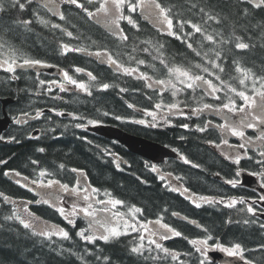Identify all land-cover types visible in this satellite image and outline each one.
Segmentation results:
<instances>
[{
	"label": "trees",
	"instance_id": "trees-1",
	"mask_svg": "<svg viewBox=\"0 0 264 264\" xmlns=\"http://www.w3.org/2000/svg\"><path fill=\"white\" fill-rule=\"evenodd\" d=\"M81 2L85 3L83 0ZM161 3L167 7H171L173 13H179V16L176 18L192 20L193 22H202V14L198 8L203 7L206 12L221 17V24L209 23L217 30L223 29L226 36L235 29L236 35L245 36V42H249L247 35L253 37L251 43L255 44L254 47L243 51L232 48L228 52V58L225 61V73L222 74V79L229 81L235 87H240L238 80H230V77L237 76L231 63L234 59L239 60L242 66L251 68L257 75H264V40L256 39L260 35L261 30L259 28L253 29L252 27L264 21V11L256 10L249 17H243L238 13L236 0H161ZM193 4L198 5V8L190 9V6ZM86 6L88 5L86 4ZM239 7H247V5H239ZM30 9L31 6L24 13H29ZM63 9H65L66 22H59V24L72 31L77 41L93 44L97 40L104 41L108 39L106 30L94 21L88 20L85 14L74 5L64 4ZM8 15L11 18H21L22 13L19 10H13ZM223 17H227V19L225 20ZM12 21L14 20L6 22V24L10 26ZM135 22L139 26V31L131 32L130 39L127 41L130 44L121 43L118 40L111 41V44L121 53L131 52L133 46L144 47L145 45L140 44L141 41L150 40L153 44H158L149 35L151 29L146 21L136 19ZM4 24V22L1 23V31ZM241 26L248 29L247 34L241 31ZM184 31H190V28L186 27ZM17 34H19V39L15 38ZM21 37L24 41L36 40L39 42V44H33V47L38 48L40 52L47 55L56 51V48L60 46V42L64 38L63 33L58 30L54 38V41H57V45L54 44L53 46L50 43V41H53L50 35H41L39 33L33 38L32 34L28 32L14 31L10 40L20 41ZM165 39L167 46L164 49L167 52L169 61L177 60L176 64H182L186 61L193 63L200 62L181 40L175 37H166ZM196 39L199 40L200 37L197 36ZM134 42L137 45H133ZM57 54L58 61L62 64H67L68 62L75 63L73 65L82 64L80 61H75L77 56L75 58L69 57V61L68 57L63 58L58 52ZM156 54L153 50V55ZM124 57L127 58L126 56ZM138 59L143 58L139 55ZM144 59L152 62L149 54L144 56ZM153 63L159 65L158 61ZM109 73H112L110 68H106L105 71L101 70L100 74L104 79H99V82L110 83L112 87L107 90H100L99 88L92 90L90 99L83 100L84 102L80 101L83 105L86 102L88 103L86 109L80 113L88 118L120 125L129 132L150 137V132L146 126L138 127L132 122L123 124L121 122L125 119L131 120L134 118L151 121L152 117L139 111H133L126 105L137 104L140 108L149 109L158 102V97L154 92L145 88L144 81L142 80L129 76L126 79L122 77V80L117 78L116 81L114 77L109 76ZM14 86L10 90V88L0 85L1 93L6 90L9 92L7 94H10V91L16 92L19 85L16 84L17 88H14ZM120 88H125L127 91L121 93ZM133 90H138L140 93L133 95ZM146 96H152V101H149ZM176 100L183 101V98H177ZM182 106L184 105L182 104ZM105 112L109 114L104 115ZM157 114V120H165L161 118L164 117L161 111H158ZM115 116H121L124 119L117 120ZM163 130L156 131L153 137L164 142L167 134ZM88 135L91 140L87 143L68 136L55 139L51 141L52 144L42 145L40 148H43L45 151L41 152V157H36L35 160H41L44 165L43 167H48L51 171L57 173L58 176L56 178L65 182L69 181L70 176L75 177L76 174L72 169L82 170L84 173H87L91 183L101 190L98 198L100 196V199H108L109 197L104 195L105 190H107L113 197L115 196L125 201V205L118 207V210L126 215L129 214V208L132 205H136L143 209V214H138L141 221L156 218L157 216L160 217L162 214L166 218H173L172 213L176 212L186 215L189 217L191 223L195 221L202 227L198 228L196 223L191 225L180 221L178 218L172 222L182 235L166 240L161 244L169 250L179 253V260L176 261L172 260L170 256L159 260L147 258L148 256L154 257L157 255L165 257V254L158 250L151 253L145 252L144 256L131 252V248L139 243V233L135 232L121 235L118 238L109 240L107 243L97 240L95 244H88L76 235L78 231L86 229L88 225V221L82 215L75 217L74 225L69 224L57 210L59 207L42 202L37 203L38 200L34 194L14 184L4 175L6 169L22 168L30 162V159L31 161L33 160V157H29L28 153L30 150L34 151V144L26 143L18 147L15 144H0V161H6L4 166L0 168V193L3 194L0 195V264H108L103 259L105 256L110 258V264H180L181 261H183V264H200L201 259L205 261V264H218L195 252V246L189 243L192 239L205 238L204 229H207L206 233H210L213 237V239L209 240L212 245L231 246L232 244L239 243L247 251L250 260L256 264H264V249L260 247V245H264V228L257 223L250 222V220L245 224V220L241 219L242 216L239 213L242 207H196L188 198L172 194L169 192V189L164 188L156 176L154 177L153 174L149 173L148 169L150 167L147 166L144 159L104 137L91 133ZM170 138H174L173 131L170 134ZM180 141L181 152L187 155L190 161H194L196 165H199V169L208 174L216 172V167H214L210 157L207 155L201 138L188 133ZM108 151H115L125 157L130 162V166L124 170L117 169L112 158L107 156ZM14 153L17 154L13 156ZM19 162L20 164H18ZM61 164L64 165L63 168L59 167ZM181 166L189 169L188 181L190 184L201 181L204 184L201 188L203 190L206 189L208 193H213V190L221 191L223 195L227 193L226 188L217 187L215 183L206 179L207 176H203L201 172V174L193 172L188 165L183 163L179 165V167ZM191 166L193 167V165ZM23 172L28 176L35 177L34 174L31 175L28 172ZM62 175H67V177ZM5 196L29 200L30 203L26 209L30 214L36 216L38 220L32 221L25 218L14 207L13 203L4 200ZM71 207L72 205L64 207L66 214L71 211ZM97 207L100 208L102 205H97ZM14 212L21 215V218L26 221L33 223L37 228H43L46 224L64 229L68 231L70 239L65 240L53 236L51 240H48L38 235H33L32 229H25L15 219H7ZM70 218L72 219V217ZM144 243L147 245V240ZM152 247L154 248V245ZM97 257L100 259H97Z\"/></svg>",
	"mask_w": 264,
	"mask_h": 264
},
{
	"label": "snow or ice",
	"instance_id": "snow-or-ice-1",
	"mask_svg": "<svg viewBox=\"0 0 264 264\" xmlns=\"http://www.w3.org/2000/svg\"><path fill=\"white\" fill-rule=\"evenodd\" d=\"M37 3V0H0V14L19 10L20 13H24L29 10V6ZM238 6V13L243 17H249L256 10L264 11V0H236ZM61 4L74 5L77 9L81 10L88 20L94 21L98 25H102L107 32L113 37L117 38L121 43L128 41L129 37L125 34L124 29L121 27L122 21H127L128 24L133 25L138 29V25L133 20L131 15H125V12L133 13L139 11L140 15L149 18L154 23V26H158L161 32H166L167 35L175 37L186 44V48L196 57L200 62L193 63L191 61H186L182 64H175L170 62L164 54L163 44H153L152 41H141L140 44L145 45L142 48L139 46H133L131 52L118 53L109 50L107 47H98L94 52H87V49L82 47H73L69 43L60 42V48L63 54L69 52H86L88 55H94L100 61V63H105L118 75L130 76L137 80L144 81V86L146 89L151 90L158 97V102L153 105L154 110L144 109V114L152 117V122L146 121L144 119L136 120L135 123L139 124H149L151 127H156L157 125V111H166L169 114L179 113L180 115H187L181 104L184 107H188V103H197L198 106L191 108L190 111L193 115H198L205 110L214 111L217 115L223 117V123L216 125L217 128L221 130L222 136L231 135L234 137L241 138L244 143H240L238 146H233L229 144L227 138H222L220 144H215V141H209V143L215 144L217 148L221 145L227 146L229 149L238 147L245 150V156H247L246 145L252 144L253 138L246 137V132L244 129H259V135L254 139L259 141L258 147L260 151L258 156L260 159L255 160V163L264 167V75H257L252 71L251 68H247L241 65L239 60H232L231 63L234 66V71L237 76L230 77V80H238V85L235 87L229 81L222 79V74L225 73V61L228 58V52L232 48L235 50H248L255 46L251 43L253 37L247 35L249 42H245V36L236 35V30L229 35H225L223 29L217 30L212 27V22L216 25L221 24V17L218 15H213L205 11L203 7L198 5H191L190 9L198 8L199 12L202 14V22H193L192 20H185L183 18H176L179 13H173L171 7H167L161 3V0H85L82 3L81 0H39V7L46 9L48 12H52L57 15L59 20L65 21L66 16L63 11L60 10ZM86 4L88 6H86ZM239 5H247V7H239ZM251 10V11H250ZM175 18V23H174ZM227 19V17H223ZM38 23L44 26H50L53 30H59L64 35L70 38H75L73 32L68 30V28L63 27L59 23H51L49 20L41 16L38 10H32V18L29 19H15L11 22L10 26L4 28L0 31V53L7 51L9 58L0 59V68H4L8 73H15L18 67L24 66H34L40 65L43 62L36 59L23 58V54L19 48H17L13 43H11L9 37L12 36L13 32L20 30L22 32H30L33 23ZM190 28V31H184L185 28ZM253 29L259 28L260 35L256 37L257 40H264V21L253 25ZM211 29V30H209ZM241 31L247 34L248 29L241 26ZM199 36L200 39L197 40L196 37ZM19 39V34L15 37ZM95 43V42H93ZM142 51L148 53L151 57L152 62H159L161 70L164 73L163 78L158 76L155 72L150 74L148 71H141L140 66L144 65L147 68L155 69V64L145 59H137L134 53L137 51ZM153 50L157 53L153 55ZM122 56L127 57V63L121 58ZM22 62H19V60ZM135 66H132V65ZM86 70L83 68H75V72L81 73ZM89 78V84L84 81H78L69 75L67 71H63V81H47L40 80L39 83L44 85L48 84L47 91H52V86H58L61 92L67 91L65 87V82L70 85H74L77 89L91 95L90 84L91 82L97 81V77L93 75L92 72L86 73ZM112 85L109 83L99 84L100 90H107ZM127 89L120 88V92H126ZM198 92L202 95L198 96ZM165 93H170L171 98L175 102L165 103L163 97ZM191 95L185 101L175 100L176 97L183 94L188 96ZM251 93V94H249ZM210 97L217 104L211 103H201L203 97ZM149 101H152V96H146ZM240 100L241 103H237ZM129 108H134L135 105L128 104ZM52 111H56L52 109ZM42 114L41 110H37L34 118H39ZM109 113L105 112L104 115ZM22 116L27 117L28 113H21ZM57 115H64L63 112H58ZM73 116V119H82V117H77L75 114L69 113ZM165 119L166 123H171V121L166 120V117H161ZM115 119H124L121 116H115ZM17 124L26 123L27 121L17 119L15 121ZM88 124H97L99 121L88 120ZM211 125V122H207L204 127L197 126L198 131L204 132ZM76 127H86L84 124H77ZM181 127L187 129L188 124H183ZM2 139V137H0ZM14 139V138H13ZM39 152H44L43 148L37 149ZM225 159H231L234 163L239 164L241 161L240 155L230 156L227 152L221 153ZM248 159H253L251 156H247ZM180 159L186 164H192L186 156L180 154ZM0 163H6L5 161H0ZM33 165H39V161H31ZM63 168L64 165H60ZM119 168V164H117ZM193 167H199V165H193ZM73 172H78L80 175H84L82 170L72 169ZM152 171L156 172L155 166H152ZM9 171L4 173L5 176L10 175ZM240 171L236 172V177L240 176ZM16 177L20 179L16 180L17 184L28 188L30 191L33 190L29 184L22 183V181H27L29 178L27 176H21L20 172H14ZM36 178L31 179L30 184L40 187L41 189H53L54 187L58 191H48L46 195L48 199H43L37 201V203H45L55 206V201H63L65 197L61 193L67 194L68 197L73 199L71 211L67 212L64 207H59L57 210L64 216L69 224L75 223L74 219L70 217H76L82 215L84 219L88 221L86 229H81L76 233L82 240L88 244H95L97 240H102L107 243L109 240L118 238L121 235H128L130 232L139 233V243L131 248V252L144 256L145 252L151 253L153 251L163 252L165 257L148 256V259L159 260L164 259L168 256L172 260H179V253L169 250L164 247L163 244L158 243L156 239L151 237L158 236L160 240L166 241L171 237H180L182 233L176 228L172 227L168 223H164L163 216L158 217L156 220H149L143 222L139 219V215L143 214V209L132 205L129 208V213H131V220L126 218V214L118 210V206L123 207L125 201L115 198L110 192L105 190L104 195L109 197L108 199H99L98 194L100 189L91 186L86 181L82 184L81 180L78 178L75 184L62 183L59 179H49L52 174L46 168H39L36 171ZM251 175L261 176L264 179V171L253 172ZM164 179V177H160ZM177 180L181 179L176 177ZM227 184L232 187H236L240 183L238 179H229L226 181ZM264 187V183L261 184ZM172 191L181 192L180 188H172ZM188 192L187 188H184L181 194ZM0 195H3L0 193ZM191 196L187 198L192 201L196 207H200L201 203H197L195 199ZM4 200L9 203H14L8 197H4ZM199 200L204 204H223L225 207L234 208L238 203L246 204V211L255 215L256 209L252 204L248 203L243 197H229L225 199L224 197H199ZM259 200L264 201V195L259 197ZM95 205H102L99 209ZM98 213H103L104 215H98ZM139 214V215H137ZM173 216H178V213H172ZM7 219H15L25 229H32L33 235H38L40 237L51 240L53 236L60 237L62 239H70L68 231L60 229L57 226H51L49 229L48 225H44L43 228H37L33 223L26 221L21 218V215L13 213L12 216L7 217ZM187 219V217H184ZM115 221V223H114ZM192 223H196L192 221ZM231 223V221H229ZM245 224L248 223L247 220L244 221ZM152 226L151 228L149 226ZM198 227H202L197 225ZM264 228V224L261 225ZM207 232V229H204ZM171 233V236H169ZM145 234H148L147 236ZM147 239V245L144 243ZM212 237L209 235L203 239H192L189 243L195 246V252L199 253L201 256L206 257L207 250L209 247V240ZM154 245V248L152 247ZM221 251L226 252L229 256L240 257L244 260V264H253L251 260H247L244 257L245 249L239 243L232 244L230 247H225L221 244L215 245ZM264 249V245H260ZM97 259H100L97 257ZM105 261L110 264V258L103 257ZM183 264V261L180 262ZM200 264H205L203 259L200 260Z\"/></svg>",
	"mask_w": 264,
	"mask_h": 264
},
{
	"label": "flooded vegetation",
	"instance_id": "flooded-vegetation-1",
	"mask_svg": "<svg viewBox=\"0 0 264 264\" xmlns=\"http://www.w3.org/2000/svg\"><path fill=\"white\" fill-rule=\"evenodd\" d=\"M38 1V0H37ZM48 12V11H46ZM22 16V15H21ZM45 19L49 20L51 23H58V16L54 15L52 12H48L47 15L45 14L43 16ZM3 15H0V22L3 20ZM18 19V18H17ZM23 19V17L19 18ZM38 24V23H37ZM36 24V25H37ZM9 25H6L8 27ZM44 26V25H43ZM5 27V28H6ZM33 30L38 31L41 30V28L35 29L34 26H31ZM34 27V28H33ZM46 28H51L50 26H44ZM52 29V28H51ZM17 32H21L20 30H16ZM34 32L32 37H36L38 32ZM10 38V37H9ZM105 41V40H104ZM13 43L17 48H19L23 54V58H29V59H36L40 60L43 63L40 65H34V66H24V67H18L15 71V73H8L6 70L4 71L3 77L7 79H19V82L17 83L19 85V88L16 92L10 91V95L15 94L14 96H17L18 98L15 99L13 104H10L8 108V113L13 119L12 123V129L10 131H5L3 134L6 135V138H8L10 141L14 138L15 141H22V145L29 143L37 145L39 143V139L41 136V133L43 130L47 128L48 125H57L58 121H60V115H57L59 112V105L64 103V101L61 103V100L57 98V96H45L40 90H36L37 82L42 80L43 78H47L50 76H56L55 74H50L47 72H44L42 70L35 69L38 66H44V65H59L61 64L60 61H58L56 58L58 55L56 54V51L58 52V48H56V51H53V53L47 55L38 50V48H34L33 44H39L36 40L24 41L21 37L20 41H14ZM51 44H55L54 41H50ZM80 43L73 44V47H80ZM75 53L72 55V57H75L76 54H80L84 56L87 54L86 52H70ZM69 53V54H70ZM8 55V53H6ZM68 54V55H69ZM9 58V56L7 57ZM19 60V58H18ZM19 62H22V60H19ZM57 63V64H55ZM9 88L14 86V83H9ZM14 88H17L14 86ZM9 93V92H8ZM3 97V96H2ZM46 101V103H44ZM52 109H55L56 111H52ZM41 110L42 114L39 118H34L36 111ZM2 111V103L0 100V112ZM214 116L212 119L208 120H197L192 121L191 123H187L186 121H171V123H167L165 125L164 131L167 135L165 136L166 139H164V142L167 144L174 146L178 151L181 152V139L187 136L188 133H191L193 135L198 136L201 138L200 135L205 136L206 140H208V143H203V147L207 151V155L210 157V160L214 167H216V170H219L217 173H205L198 167H192L191 164H188V167H190L193 172H196L198 174H203V176H207L206 179H208L210 182L215 183L217 187L220 188H226L227 193L222 194L221 191L213 190L215 194L206 195L208 197H224L225 199L229 197H243L248 203L252 204V206L256 209L255 215L252 213H248L246 211V206L244 210H240L239 213H243L246 217H249L250 219L253 218L257 221H264V218L262 217V214H264V201L259 200V197L264 195V190L262 192L256 191L241 185V183L237 184L236 187H232L231 185L227 184L226 181L229 179H238L240 182L242 180V177L245 173H253V172H262L264 171V167H261L260 165L255 163V160L260 159L258 156V152L260 151V148L258 147L259 141H255V137L259 135V129H244L246 132V137H252L253 143L246 145L248 151L247 156L253 157V159H248L247 156H245V150L240 149L238 147H234L232 149H229L225 145H221L220 148H217L215 144H220V141L222 138H227L229 140V144L233 146H238L240 143H244L245 141L241 138L234 137L231 135L222 136L221 130L216 127L218 124L223 123V117L221 115H217L214 111ZM21 113H28L27 117L22 116ZM62 117V116H61ZM17 119H20L22 121L26 120V123H20L17 124L15 121ZM62 122V121H61ZM207 122H211V125L206 129L208 132L204 135V132H200L197 129V126L204 127ZM183 124H188L189 127L187 129L181 127ZM75 129V128H73ZM173 131L174 138H170V134ZM6 133V134H5ZM216 134L217 136L215 137ZM218 140V143L214 139ZM209 141H215V144L209 143ZM18 143V142H17ZM227 152L230 156L240 155L241 161L239 164L234 163L233 160L228 159L226 160L222 154H220V151ZM183 160H169V162H174L176 164L182 163ZM188 171L189 169L183 168L181 166V174L177 181L179 184V187L181 188L183 184H190L188 181ZM240 171V176L236 177V172ZM201 172V173H200ZM254 176V175H253ZM259 184L264 183V179H262L261 176H254ZM204 185L203 182L198 181L195 182V184L191 185V188L194 190H203L201 186ZM203 191H206L203 190ZM207 192V191H206ZM254 193L255 198L250 199L251 196H249V193ZM191 193V192H189ZM192 195V194H191ZM195 197V196H193ZM192 197V198H193ZM204 204V203H203ZM211 205H221L223 204H211ZM225 207V206H224Z\"/></svg>",
	"mask_w": 264,
	"mask_h": 264
},
{
	"label": "bare ground",
	"instance_id": "bare-ground-1",
	"mask_svg": "<svg viewBox=\"0 0 264 264\" xmlns=\"http://www.w3.org/2000/svg\"><path fill=\"white\" fill-rule=\"evenodd\" d=\"M83 2H85V0H83ZM31 6V9L29 11V13H22V16L23 19H29V18H32V10H38L41 14V16H44L45 14L47 15L48 12H46L47 10L43 9V8H40L39 7V2L37 3H34ZM11 11L9 12H6V13H3V20L0 22V27H1V23L4 22V26H3V29L6 27V22H10L11 20H15L17 19L18 17H13L11 18L8 14L10 13ZM65 12V11H64ZM1 15V14H0ZM59 22H66V21H61L59 20ZM37 23H33L32 26L35 27V29L37 30L38 28H41V30H38V31H35L32 29L31 27V31L28 32L30 34H34L33 31L35 32H38L40 33L41 35L42 34H45L47 36H51V38H53V41H54V38H55V33L58 32V30H53L51 28H46L44 27L43 25H40V24H37ZM102 26V25H101ZM33 27V28H34ZM103 27V26H102ZM1 31V29H0ZM26 33V32H25ZM129 39H130V35L128 36ZM10 39V38H9ZM11 41V40H10ZM16 41V40H15ZM18 41V40H17ZM14 42V41H12ZM55 44L57 45V41H54ZM127 44H130L129 42H126ZM132 49V48H131ZM57 54V52H56ZM58 55V54H57ZM134 55L136 56V58L138 59V56L140 55L143 59H144V56L148 55V53H144L142 51H137L136 53H134ZM58 60V57L56 58ZM123 60L126 62L127 58H125L123 56ZM127 63V62H126ZM153 63V62H152ZM155 64V68L158 67L159 69L155 70V69H150V68H147L146 66L142 65L140 66L141 70H144V71H148L150 74H152V72H155L157 75L161 76L163 71L161 70V66H159L158 64L154 63ZM132 66H135L134 64ZM147 68V69H144V68ZM9 82L8 81H1L0 82V85L2 86H5L6 88H9ZM7 90L3 93H1V90H0V94L1 96H3V98L5 99H11V102L13 103L15 101L16 98H18L17 96H14V95H10V94H7ZM66 95V93H64V96ZM85 99H82V98H79L77 100H72V101H67L65 103H62L59 105V112H63V111H66V112H63L64 115H60V122L58 121L57 125H48L47 128L45 130L42 131L41 133V136H40V139H39V143L37 145H34V151L30 150V152L28 153L29 157H33V160H35L36 157H41V152H38L37 149H39L42 145H45V144H52L51 141H54L55 139H60V138H65V137H68V136H71L73 137L74 139L76 140H82L84 142L87 143V141H90L91 138L89 137L88 134L82 132V131H79V130H75L73 129L71 126L67 125V124H64L65 122H67L69 119H70V115L69 113H72V114H75V116H79L80 112L85 110L86 107L88 106V103H84V105L80 102V101H83ZM76 102H80V103H76ZM84 102V101H83ZM3 107V106H2ZM63 110V111H62ZM62 121V122H61ZM74 121H77L75 119H73L72 122ZM69 122V121H68ZM18 142V143H17ZM16 142V146H22V141H17ZM17 153H14L13 156H15ZM181 154H183L184 156L187 157V155H185L184 153L181 152ZM188 158V157H187ZM189 159V158H188ZM32 160V161H33ZM35 161H38V160H35ZM183 164L185 165H188L186 163H184V161H182ZM20 164V162L18 163ZM43 162L41 160H39V165H33L31 163V159H30V162L23 166L22 168H19V172L21 174H24V175H27L25 174L23 171L25 172H28L29 174L31 175H35L36 174V171L39 170V168H46L52 175L50 176L51 179H54L58 176L57 173H55L54 171H51V169H49L48 167H43ZM150 169L152 170V166H149ZM21 169V170H20ZM171 174L174 173V172H170ZM36 176V175H35ZM62 176H65L67 177V175H62ZM187 198V196H184ZM190 200V199H189ZM191 201V200H190ZM192 202V201H191ZM203 206H208L206 204H203L201 203V206L200 207H203ZM209 207H213V208H224V206H221V205H215V206H209ZM241 216H242V220H247L249 221V219L243 214L241 213ZM244 257L248 258V255H247V252H244ZM212 262L214 263H218V264H227V261L224 257H220L219 259L217 260H212Z\"/></svg>",
	"mask_w": 264,
	"mask_h": 264
},
{
	"label": "water",
	"instance_id": "water-1",
	"mask_svg": "<svg viewBox=\"0 0 264 264\" xmlns=\"http://www.w3.org/2000/svg\"><path fill=\"white\" fill-rule=\"evenodd\" d=\"M8 122V119H0V132L6 127ZM90 129L108 138L117 139L127 146L130 151L153 161H161L164 157L171 155V152L165 146L140 136L131 135L118 127L98 125L90 127ZM211 255L214 258L222 256L218 251L211 252Z\"/></svg>",
	"mask_w": 264,
	"mask_h": 264
},
{
	"label": "rangeland",
	"instance_id": "rangeland-1",
	"mask_svg": "<svg viewBox=\"0 0 264 264\" xmlns=\"http://www.w3.org/2000/svg\"><path fill=\"white\" fill-rule=\"evenodd\" d=\"M46 10V9H45ZM161 68V67H160ZM144 69H147L146 67L144 68ZM157 69H159L158 67H156L155 68V70H157ZM153 73V72H152ZM159 76V75H158ZM63 111V110H62ZM63 112H66V111H63ZM71 117H70V119L68 120V121H70V122H72L73 121V116L72 115H70ZM75 120H77V119H75ZM84 125H87V122L84 124ZM83 128H86V127H83ZM48 191H53V192H56V191H58V189L57 188H53V189H49V190H47V191H43V193L44 194H46ZM61 195H63V196H67V194H65V193H61ZM45 197L48 199V196L47 195H45ZM193 199H195L196 201H197V203H202L200 200H199V197L198 198H193ZM95 207H97V205H95ZM98 208V207H97ZM99 209V208H98ZM98 215H104L103 213H98ZM75 218V217H74ZM127 219H129V220H131L130 218H128V217H126ZM35 221V220H34ZM114 223H115V221H114ZM150 228L152 227L151 225L149 226ZM169 236H171V233H169ZM152 239H156L157 240V242H161L162 240H160L159 239V237L158 236H155V237H151ZM225 253V255L226 256H228V257H230V261L231 262H234V261H240V257H234V256H229L226 252H224ZM245 259H247L246 257H245ZM244 261V260H243ZM244 264V263H243Z\"/></svg>",
	"mask_w": 264,
	"mask_h": 264
}]
</instances>
